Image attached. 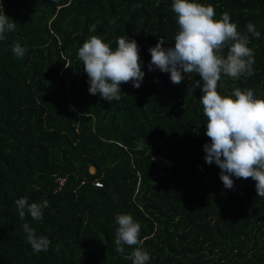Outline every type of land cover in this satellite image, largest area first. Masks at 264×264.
I'll return each instance as SVG.
<instances>
[{
    "label": "trees",
    "instance_id": "1",
    "mask_svg": "<svg viewBox=\"0 0 264 264\" xmlns=\"http://www.w3.org/2000/svg\"><path fill=\"white\" fill-rule=\"evenodd\" d=\"M195 2L212 5L217 20L228 13L254 51L253 75H222L219 94L238 87L264 99V0ZM172 3L0 0L17 24L0 41V264H132L133 248H115L118 214L141 225L143 244L134 247L148 252V264H264V198L256 182L233 176L226 189L220 168L205 162L211 141L202 93L190 91L201 78L185 74L176 85L170 74L149 71L148 50L159 39L174 46ZM249 23L258 39L247 33ZM91 36L112 50L119 37L136 41L140 88L121 84L120 100L110 102L89 93L78 50ZM15 43L23 58L13 54ZM156 155L170 158L172 168L161 174ZM22 197L48 201L41 221L27 213L20 220L15 201ZM24 223L49 239L47 251L33 252Z\"/></svg>",
    "mask_w": 264,
    "mask_h": 264
},
{
    "label": "clouds",
    "instance_id": "2",
    "mask_svg": "<svg viewBox=\"0 0 264 264\" xmlns=\"http://www.w3.org/2000/svg\"><path fill=\"white\" fill-rule=\"evenodd\" d=\"M171 10L179 26L174 46L165 47L163 39H159L156 46L148 50L151 55L149 71L158 69L170 74L171 82L176 85L185 79V74L199 75L201 80L195 81L190 91L199 88L202 93L199 102L207 121L205 135L211 141L203 146L205 162L220 168V179L226 189L234 187L233 176L251 178L256 182L258 196L264 198V99L256 98L252 89L237 87L229 96L217 91L222 75L232 80L253 75L255 59L254 51L248 47L249 36L237 31L228 13L215 19L212 5L195 0H173ZM16 26L0 4V41ZM246 28L253 37H260L252 23ZM90 31H95V25ZM116 44L117 48L112 50L101 38L91 36L78 50V59L88 76L89 93L99 94L108 102L120 100L121 84L132 83L134 88H140L145 75L136 41L119 37ZM225 47L228 49L226 56L221 54ZM12 52L23 58L25 49L15 43ZM15 205L20 220H25L27 213L32 220L41 221L43 209L49 203L44 200L29 204L27 197H22ZM115 221L118 225L114 240L116 251L123 253L125 245L131 247L133 251L128 258L132 264H148L151 259L148 252L142 246L134 247L143 244L141 225L130 214H118ZM22 229L33 252L49 249L47 237L37 236L28 223L22 224ZM56 250L59 251V246Z\"/></svg>",
    "mask_w": 264,
    "mask_h": 264
},
{
    "label": "built area",
    "instance_id": "3",
    "mask_svg": "<svg viewBox=\"0 0 264 264\" xmlns=\"http://www.w3.org/2000/svg\"><path fill=\"white\" fill-rule=\"evenodd\" d=\"M153 159L158 166V171H160L161 174H163L165 170L171 169L173 166L172 160L164 155H156ZM60 183L63 184L64 180H61ZM96 185L102 186L101 183H96Z\"/></svg>",
    "mask_w": 264,
    "mask_h": 264
},
{
    "label": "rangeland",
    "instance_id": "4",
    "mask_svg": "<svg viewBox=\"0 0 264 264\" xmlns=\"http://www.w3.org/2000/svg\"><path fill=\"white\" fill-rule=\"evenodd\" d=\"M92 171H94V169H91Z\"/></svg>",
    "mask_w": 264,
    "mask_h": 264
},
{
    "label": "bare ground",
    "instance_id": "5",
    "mask_svg": "<svg viewBox=\"0 0 264 264\" xmlns=\"http://www.w3.org/2000/svg\"><path fill=\"white\" fill-rule=\"evenodd\" d=\"M166 43V42H165ZM188 186V185H187Z\"/></svg>",
    "mask_w": 264,
    "mask_h": 264
}]
</instances>
